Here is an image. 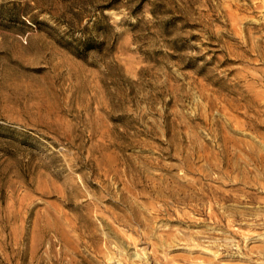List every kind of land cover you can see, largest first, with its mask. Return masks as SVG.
<instances>
[{"label":"rangeland","instance_id":"1","mask_svg":"<svg viewBox=\"0 0 264 264\" xmlns=\"http://www.w3.org/2000/svg\"><path fill=\"white\" fill-rule=\"evenodd\" d=\"M0 264H264V0H0Z\"/></svg>","mask_w":264,"mask_h":264},{"label":"bare ground","instance_id":"2","mask_svg":"<svg viewBox=\"0 0 264 264\" xmlns=\"http://www.w3.org/2000/svg\"><path fill=\"white\" fill-rule=\"evenodd\" d=\"M225 217V216H224Z\"/></svg>","mask_w":264,"mask_h":264}]
</instances>
